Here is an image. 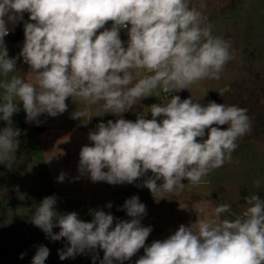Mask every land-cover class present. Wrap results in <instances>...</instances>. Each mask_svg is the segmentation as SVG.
<instances>
[{
  "label": "clouds",
  "instance_id": "1",
  "mask_svg": "<svg viewBox=\"0 0 264 264\" xmlns=\"http://www.w3.org/2000/svg\"><path fill=\"white\" fill-rule=\"evenodd\" d=\"M190 5L191 0H0V120L6 122L0 129V164L11 166L16 159L21 130L12 117L18 103L27 122H38L44 113L63 114L69 97L89 105L103 101V113L120 117L100 122L89 133L92 145L80 150L78 172L92 182L133 184L150 170L143 186L161 199L165 193L182 192V180L198 185L231 162L237 140L251 131L246 108L172 95L164 105L149 106L151 119L146 113L134 122L122 118L157 88L174 93L204 79L219 80L235 58L230 42L214 36L207 17ZM204 7L201 0L199 8ZM24 13L31 22H24L19 56L35 83L15 74L18 57L9 58L4 44ZM109 21L111 27L105 28ZM121 29L128 30L126 47ZM86 114L77 110L72 118ZM221 125L228 127L221 130ZM57 180L64 182L65 174ZM245 200L248 207L234 220L220 219L230 212L229 204L216 206L207 219L200 218L206 207L194 205L195 223L181 224L174 234L147 246L152 227L142 225L146 205L135 195L122 205L130 220H116L102 210L92 211L91 222L75 211L59 214L57 197L51 195L36 207L31 223L52 241L66 238L68 246L58 250L61 260L99 248L104 253L100 264H123L140 249L144 255L136 264H264V200L255 194ZM54 227L60 231L54 233ZM49 254L46 246H38L31 264H45ZM97 258L93 256V264Z\"/></svg>",
  "mask_w": 264,
  "mask_h": 264
},
{
  "label": "rangeland",
  "instance_id": "2",
  "mask_svg": "<svg viewBox=\"0 0 264 264\" xmlns=\"http://www.w3.org/2000/svg\"><path fill=\"white\" fill-rule=\"evenodd\" d=\"M200 3L201 0H191L190 6H196L207 17L214 36L230 42V51L235 58L226 63L219 80L204 79L174 95H179L182 100L192 96L195 102L204 105L215 101L217 104L247 109L251 131L237 140L238 147L232 153L231 162L212 170L198 185L188 184L187 179L182 180L186 184L182 192L175 195L165 193V198L157 197L159 200L143 186V181L152 175L150 170L141 177L139 184L92 182L87 174L81 176L78 172L81 144L89 140V133L96 131L100 122H115L120 117L103 113V101L89 105L82 100L74 102L69 97L66 99L67 110L63 114L51 117L44 113L37 118L38 122H27L26 112L21 110L22 103H18L19 111L12 117L13 126L21 130L16 159L11 166L0 164V203H13L15 218L30 219L41 202L38 205L25 203L35 199L42 201L51 196L54 193L51 183L58 187L55 190L57 212L66 214L75 211L78 218L85 222H90L94 210L111 213L114 217L122 213L124 220H130L122 205L135 195L146 205L142 225L152 227L145 242L147 246L174 234L181 224L190 226L195 223L198 217L192 208L194 205L206 207L205 214L200 218L207 219L214 214L216 206L229 204L230 212L222 213L220 219L234 220L248 207L246 197L255 194L264 200V124L261 122L264 118V0H203L206 7L202 9L199 8ZM111 25L108 22L105 28ZM100 31L103 29L98 30L97 34ZM120 39L126 47L128 30H120ZM225 88L228 91H224ZM171 97L157 88L152 95L138 101L133 109L123 113L122 118L134 122L137 115L146 113L145 118L151 119L149 106L158 103L164 105ZM77 110L86 111V116L73 119L72 114ZM160 119L157 118L158 121ZM5 126L6 122L0 120V129ZM219 127L225 130L228 126ZM61 173L65 174L64 182L57 180ZM257 180L260 181L259 186L255 183ZM108 203L112 204L111 208L106 206ZM59 231L58 227L53 228L54 233ZM30 234L25 235L28 242L36 244L37 239L47 241L44 244L50 254L53 252L45 264H93L94 252L89 251L61 260L58 250L68 246L66 238L52 241L45 233L43 238L38 236V231L36 236ZM35 247L30 248V255H35ZM143 255L144 250L140 249L130 259L131 263L136 264ZM97 257L95 264H100L101 257Z\"/></svg>",
  "mask_w": 264,
  "mask_h": 264
},
{
  "label": "crops",
  "instance_id": "3",
  "mask_svg": "<svg viewBox=\"0 0 264 264\" xmlns=\"http://www.w3.org/2000/svg\"><path fill=\"white\" fill-rule=\"evenodd\" d=\"M23 21L18 22L14 26L11 27L8 37L4 38V44L8 51L9 58L12 57H18L17 63H16V70L18 75H21L29 82L35 83L34 75L30 72V66L23 61V58L19 56V53L21 52V49L24 44V22H31L29 21V14L24 13ZM11 75V74H10ZM4 79L2 76H0V80ZM2 89H0V93H2ZM24 111L23 109H21ZM41 140V138H40ZM40 143V141H39ZM41 144V143H40ZM39 144V145H40ZM91 146L92 142L90 140L85 141L81 146ZM52 184L53 192L51 195H55V190L58 189V187L55 186V184ZM80 200V198H76ZM41 200H32L28 203H34L37 204L40 203ZM23 203V202H22ZM13 203L10 202H3L0 203V264H31L33 255L29 254L30 248L35 247L37 248L40 243H43L47 241H42L40 239H37V243L33 244L28 239L25 238L26 233H31L30 235L36 236V232L38 231V236L44 237V232H40L41 230L39 227H36L33 223H31V218L27 219L25 217L22 218H15L14 217V207ZM116 220H124L125 216L124 214L120 213L115 216ZM93 218L90 219V222ZM114 220V224L116 222ZM114 226V225H113ZM32 227V228H31ZM16 240V242H15ZM33 251V248H32ZM37 251V250H36ZM54 251V248H53ZM25 253L23 259L20 258V254ZM53 252L49 254V257H52ZM94 255H97L101 257V260L103 259V250L96 249L94 252ZM113 264H120V262L116 261L113 262ZM123 264H132L130 260H126L123 262Z\"/></svg>",
  "mask_w": 264,
  "mask_h": 264
},
{
  "label": "built area",
  "instance_id": "4",
  "mask_svg": "<svg viewBox=\"0 0 264 264\" xmlns=\"http://www.w3.org/2000/svg\"><path fill=\"white\" fill-rule=\"evenodd\" d=\"M111 24H112V22L111 21H109ZM129 27H130V25H129ZM121 30H127V29H121ZM9 35V34H8ZM8 35L6 36V37H8ZM161 92L164 94V95H166V96H172V95H174V93H165V92H163L162 90H161ZM136 183H141L142 182V178H139V179H137L136 181H135Z\"/></svg>",
  "mask_w": 264,
  "mask_h": 264
},
{
  "label": "trees",
  "instance_id": "5",
  "mask_svg": "<svg viewBox=\"0 0 264 264\" xmlns=\"http://www.w3.org/2000/svg\"><path fill=\"white\" fill-rule=\"evenodd\" d=\"M263 120H261V122H263V124H264V118H262Z\"/></svg>",
  "mask_w": 264,
  "mask_h": 264
}]
</instances>
